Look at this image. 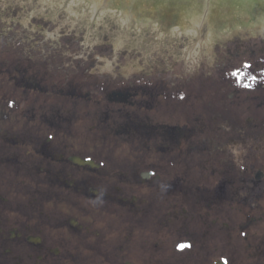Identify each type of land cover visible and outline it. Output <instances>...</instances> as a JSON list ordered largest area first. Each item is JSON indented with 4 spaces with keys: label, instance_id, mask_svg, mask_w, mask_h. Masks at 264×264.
Listing matches in <instances>:
<instances>
[{
    "label": "rangeland",
    "instance_id": "obj_1",
    "mask_svg": "<svg viewBox=\"0 0 264 264\" xmlns=\"http://www.w3.org/2000/svg\"><path fill=\"white\" fill-rule=\"evenodd\" d=\"M256 2L0 0V58H5L11 64L18 60L29 62L24 63L25 68L34 73L37 69L42 85L46 84L41 92L33 91L28 96L23 94L24 100L33 98L32 101H24L23 113L28 119L23 128L32 134L42 128L40 125L44 117H54L56 109L62 115L68 114L70 124L69 129L65 130L73 135L66 138L69 150L75 154L82 153L87 151L88 144L94 145V153L101 154L95 161L103 167L97 169L101 177L96 176L104 185L102 193L111 192L107 191L110 188H124V192L128 190V182L120 181L124 177L121 170L129 167L123 159L128 162L143 159L146 162L147 152L154 155L152 159L156 158L153 151H160L163 144L161 135L149 134L147 128H144L143 135L138 134L141 132L138 121L132 117L124 118L123 113L136 114L137 120L148 119L152 123L182 124L185 129L181 131L178 147H183L185 159L189 158L187 160H193L197 155L201 160L208 161L218 162L222 158L236 160L234 156L240 153L237 162H242L247 156L248 162H260L264 170V139L251 136L246 141L240 140L235 148L232 143L222 147L223 140L217 136L224 129L228 131L230 126L232 129L236 126L243 128V81L249 76L243 66L252 64V68L258 69L256 76L264 74V10L260 7L256 9ZM40 55L46 59H40ZM69 58L70 63L67 61ZM9 68L11 71L4 70L0 85L7 96L16 98L21 89L17 90L14 84L10 86L1 82L12 79L18 84L21 82L24 87L22 80L28 76L23 75L22 79L13 66ZM134 79L140 85H133L137 96L132 100V105L107 104L103 92L118 89V85ZM176 81L181 86L169 89L170 82ZM249 87L253 88V85ZM55 88H62L66 94L74 91L76 96L87 95L79 99L81 107L75 106L69 99L55 94ZM252 88L246 92L250 93ZM145 91L161 95L151 99ZM262 102L264 99L259 94L255 105ZM146 103L147 108H142ZM215 106L221 113L218 116L225 114L230 126L226 121H218ZM103 112L111 115L103 120ZM8 118L9 122L15 120L14 116ZM92 133L98 134L92 137ZM193 134L200 136L194 138ZM92 152L85 154L89 156ZM107 155L108 160L114 161V167H117L114 171L119 179L114 174L111 175L114 178L109 177ZM155 162L157 158L154 167ZM247 175L246 182H256L250 178V172ZM180 182L182 188L183 181ZM259 182L253 183V186L238 183L241 190L243 188L242 196L252 194L251 200H243V204L239 205L252 209L256 214L252 213L249 217V212H246L244 220L235 222V227L241 226V232L245 227L256 224L252 222L254 218L258 219L259 215L264 217V179ZM216 185L221 186L216 183L213 187ZM172 187L176 188L175 185ZM239 187L232 192L236 189L240 191ZM180 208L184 209L182 206ZM171 213L174 215L176 212ZM200 224L193 220L190 230H195L194 227ZM158 225L153 224L152 228ZM257 228L258 224L253 231ZM209 231L214 235L211 228ZM232 231L222 233L221 240ZM104 238H100L102 243L97 246H88L94 250L85 251L89 254L84 256V264H108L107 258L115 259V255L120 262L126 257V260L135 259L134 243L126 246L122 241L117 248H113L110 241L116 237L108 234ZM145 239L148 242L145 243ZM155 239H149L146 234L142 242H138V246H142L145 264H152L150 253L155 251ZM29 249L30 252L33 247L29 246ZM199 250L203 251L200 245ZM258 253L264 259V244Z\"/></svg>",
    "mask_w": 264,
    "mask_h": 264
},
{
    "label": "flooded vegetation",
    "instance_id": "obj_2",
    "mask_svg": "<svg viewBox=\"0 0 264 264\" xmlns=\"http://www.w3.org/2000/svg\"><path fill=\"white\" fill-rule=\"evenodd\" d=\"M0 95V264H84V256L89 254L85 251L94 250L88 246H97L108 234L116 237L110 241L113 248L122 241L135 247V259L126 257L120 262L115 255L112 260L106 257L108 264H145L138 242L146 234L149 239L156 238L155 251L150 253L152 264H219L221 259L225 264H264L263 258L253 255L264 244V217L254 218L256 224L243 229L250 230L243 238L241 226L235 227V222L254 211L232 208L234 200L252 199L251 193L232 192L236 183L252 185L264 179L262 167L248 162L247 156L236 164L202 161L172 167L164 161L159 196L157 187H151L154 178L146 175L149 164L132 162L121 170L124 177L120 181H127L129 189L110 188L107 191L111 192L102 193L104 185L96 178L101 177L97 169H103L95 161L98 154L90 155L98 164L96 169L73 164L71 157L90 158L69 150L65 134L51 136L48 129L47 135L45 130L27 133L23 98L9 97L4 89ZM11 116L15 120L9 122ZM253 136L264 139V134ZM161 137V152L178 140V134H171L168 128ZM240 137L246 141L251 136L243 130ZM106 162L109 177L114 178V162ZM236 166L242 169L238 182L232 177ZM247 172L256 182H246ZM185 179L181 188L180 180L184 183ZM216 183L221 186L213 187ZM193 220L201 224L192 231ZM153 224L159 225L153 229ZM229 230L233 231L221 240V234ZM29 246L33 247L30 252Z\"/></svg>",
    "mask_w": 264,
    "mask_h": 264
},
{
    "label": "trees",
    "instance_id": "obj_3",
    "mask_svg": "<svg viewBox=\"0 0 264 264\" xmlns=\"http://www.w3.org/2000/svg\"><path fill=\"white\" fill-rule=\"evenodd\" d=\"M39 76V74L37 75V77ZM38 83H39V86L41 88H46V84L44 85H40V83L42 84L41 82V79L38 78ZM107 83V82H105ZM131 85V82H128V83H122L121 85H118L117 88L118 89H115V90H107L105 92H103V94L105 96H107L108 98H115L119 101V104H123L125 103L126 106L128 105H131V102L129 101V99L131 100V97H133L135 91L134 89L130 86ZM152 94V93H151Z\"/></svg>",
    "mask_w": 264,
    "mask_h": 264
},
{
    "label": "snow or ice",
    "instance_id": "obj_4",
    "mask_svg": "<svg viewBox=\"0 0 264 264\" xmlns=\"http://www.w3.org/2000/svg\"><path fill=\"white\" fill-rule=\"evenodd\" d=\"M181 247H183V245H181Z\"/></svg>",
    "mask_w": 264,
    "mask_h": 264
}]
</instances>
